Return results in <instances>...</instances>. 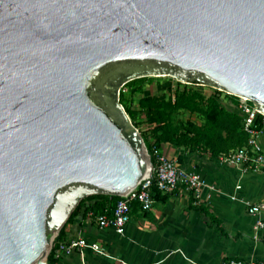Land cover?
Returning <instances> with one entry per match:
<instances>
[{
    "label": "water",
    "instance_id": "1",
    "mask_svg": "<svg viewBox=\"0 0 264 264\" xmlns=\"http://www.w3.org/2000/svg\"><path fill=\"white\" fill-rule=\"evenodd\" d=\"M160 76L264 114V0H0V264H48L83 200L153 174L120 95Z\"/></svg>",
    "mask_w": 264,
    "mask_h": 264
},
{
    "label": "crops",
    "instance_id": "2",
    "mask_svg": "<svg viewBox=\"0 0 264 264\" xmlns=\"http://www.w3.org/2000/svg\"><path fill=\"white\" fill-rule=\"evenodd\" d=\"M259 140L264 149V129ZM161 150L176 157L168 145ZM177 155L182 169L197 173L205 181L204 197L212 194V199L200 205L216 217L222 232L202 212L191 209V194L181 187L175 194L155 200L149 213H142L136 205L125 236H118L112 229L102 231L91 216L84 218L81 214L66 226L58 243V264H228L232 259L264 262V232L256 233L257 218L250 216L244 205L264 200V170L242 172L222 166L219 157L189 152ZM234 195L236 201L231 200ZM259 217L264 220V214ZM78 239L98 244L102 252L90 248L84 249L83 255L80 250L61 252V246Z\"/></svg>",
    "mask_w": 264,
    "mask_h": 264
},
{
    "label": "trees",
    "instance_id": "3",
    "mask_svg": "<svg viewBox=\"0 0 264 264\" xmlns=\"http://www.w3.org/2000/svg\"><path fill=\"white\" fill-rule=\"evenodd\" d=\"M143 80L130 82L126 87L133 88ZM235 102L234 110L229 111L214 96L205 99L200 93L188 91L177 93L169 100H165V98L142 97L135 110H127L124 107V96L120 95V103L125 108L135 128L139 130L151 156L153 148L161 149L164 145L175 144L182 145L184 149H188V147L193 148V142L196 139H200L201 142L206 144V147L210 149V156L212 158H217L221 154L232 151H229V148L236 147L235 149H238L245 146L248 137L244 132L243 118L237 111L238 100H235ZM178 111L203 115L206 127L202 130H197L194 138L180 137L178 135L179 130L172 126L170 122L171 115ZM143 124H148L150 127L148 133L154 135L153 141L149 139L146 133L140 130V126ZM259 129H262L260 123ZM224 134L226 135L225 139L223 137ZM151 161L154 163L153 158ZM152 192L155 200L161 198L162 194L156 186L153 187ZM120 199V197L115 196H93L83 200L56 238L53 249L48 257V264H58L59 258L56 257V250L68 224L72 223L81 214L84 218L92 216L93 220V217L99 214L107 213L112 216ZM190 202L191 209L202 212L222 232L220 222L209 212L208 208L198 205L193 194H191Z\"/></svg>",
    "mask_w": 264,
    "mask_h": 264
},
{
    "label": "built area",
    "instance_id": "4",
    "mask_svg": "<svg viewBox=\"0 0 264 264\" xmlns=\"http://www.w3.org/2000/svg\"><path fill=\"white\" fill-rule=\"evenodd\" d=\"M232 96V95H231ZM235 97V96H234ZM238 100L237 111L243 118L244 132L248 139L245 146L232 150L219 156V163L222 166L239 169L242 172H254L264 170V149L259 140L260 133L264 129V114L257 106L248 99L236 97ZM259 123L262 129H259ZM150 161L153 158V174L141 183L133 192L121 199L116 205L112 216L99 214L94 218L98 228L104 230H114L118 236H125L128 226L131 223L133 208L137 205L142 213H149L153 210L155 199L153 197V187L156 186L162 195H173L183 187L188 194H193L198 205L202 201H210L212 194L204 197V189L207 187L205 181L195 172H189L179 166L178 160L169 157L161 149L153 148L152 156L149 154ZM241 190L240 186L236 187ZM214 191L210 189V192ZM236 195L231 200L236 201ZM248 214L257 218L254 229L256 233L264 232V220L259 216L264 214V200L259 203L244 202ZM92 217V216H91ZM90 248L96 253H101L102 248L98 244H89L85 239L72 241L68 246H61V252L71 253ZM228 264H264L262 261L250 260L243 261L232 259Z\"/></svg>",
    "mask_w": 264,
    "mask_h": 264
},
{
    "label": "rangeland",
    "instance_id": "5",
    "mask_svg": "<svg viewBox=\"0 0 264 264\" xmlns=\"http://www.w3.org/2000/svg\"><path fill=\"white\" fill-rule=\"evenodd\" d=\"M188 91L200 93L205 99L214 96L218 99L220 104L229 111L234 110L233 108L236 103L235 100H237L233 96L224 92L204 86L186 85L166 76L146 78L133 88L125 86L121 90V95L124 96V107L127 110H135L142 97L165 98V100H169L177 93ZM170 122L172 126L179 130L178 135L180 137L186 136L188 139L194 138L197 130H202L206 127V121L203 115L191 114L187 111H178L172 114ZM149 128L148 124L140 126V130L143 133H146L149 139L153 141L154 135L148 133ZM223 137L225 139L226 135L224 134ZM168 146L171 150L175 151L176 157H178L177 154L180 152L190 153V151H192V154H204L210 156V149L207 148L206 144L201 142L200 139H196V141L193 142V148L188 147V149H184L182 145L175 144H170ZM235 148L236 147L229 148V151Z\"/></svg>",
    "mask_w": 264,
    "mask_h": 264
}]
</instances>
